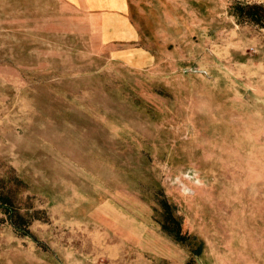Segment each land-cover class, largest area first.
Here are the masks:
<instances>
[{"label":"rangeland","instance_id":"rangeland-1","mask_svg":"<svg viewBox=\"0 0 264 264\" xmlns=\"http://www.w3.org/2000/svg\"><path fill=\"white\" fill-rule=\"evenodd\" d=\"M128 2L0 0V264H264V0Z\"/></svg>","mask_w":264,"mask_h":264},{"label":"crops","instance_id":"crops-1","mask_svg":"<svg viewBox=\"0 0 264 264\" xmlns=\"http://www.w3.org/2000/svg\"><path fill=\"white\" fill-rule=\"evenodd\" d=\"M89 14L99 16L103 21V31L107 39H134L138 29L129 14L128 0H68ZM140 64L146 62L148 55L144 52Z\"/></svg>","mask_w":264,"mask_h":264},{"label":"trees","instance_id":"trees-1","mask_svg":"<svg viewBox=\"0 0 264 264\" xmlns=\"http://www.w3.org/2000/svg\"><path fill=\"white\" fill-rule=\"evenodd\" d=\"M243 13H245L250 19L256 20L264 25V5L259 3H249L238 5ZM158 201L161 204L162 212L160 224L162 229L170 235L174 240L181 243H186L190 245L194 253L199 254L203 249V241L195 245L193 241L197 240V235L192 234L187 231H183V215L177 212V204L173 201H170L166 195H164L161 189L158 190ZM5 201L10 200L9 197L5 195ZM14 211L10 213L12 221L20 226V223L14 218ZM186 264H192L191 261Z\"/></svg>","mask_w":264,"mask_h":264}]
</instances>
